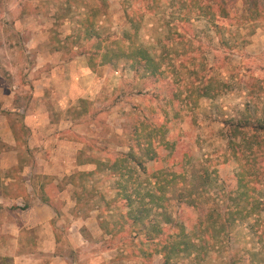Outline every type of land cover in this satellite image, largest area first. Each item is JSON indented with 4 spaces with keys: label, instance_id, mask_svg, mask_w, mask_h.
Masks as SVG:
<instances>
[{
    "label": "rangeland",
    "instance_id": "obj_1",
    "mask_svg": "<svg viewBox=\"0 0 264 264\" xmlns=\"http://www.w3.org/2000/svg\"><path fill=\"white\" fill-rule=\"evenodd\" d=\"M204 4L205 0H0V111L2 115L10 112L7 121L15 128L20 160H29V151L22 147L29 140L22 121L28 111H44L51 118V128H56V118L59 122L62 116L70 118L72 124L68 128V123L61 122L65 129L60 132L76 142L75 157L80 149L90 155L88 146L102 149L103 155L115 156L129 147L138 152L147 144L143 134L148 129L144 132L141 122L147 118L153 125L154 120H167L169 133L164 132L163 139L169 140L168 146L157 143L159 136L153 133L152 147L162 159L158 163L167 167L164 170L170 175L187 177L186 169L193 165L200 176L195 182L199 196L205 199L203 211L218 200L217 208H222L225 200L230 204L227 198L237 189L238 169L228 149L223 121L264 111V16L242 20L241 1L230 0L232 22L222 24L205 12ZM87 16L93 30L89 39L84 29ZM130 41L147 47L160 61L169 89L164 86L159 91L163 86L153 83L130 61L119 60L111 66L101 64L97 55L94 69L90 67L91 54ZM55 50L61 52V65L74 64L69 71L76 77L92 76L91 88L82 96L77 92L65 110H60L62 99L56 91L61 86L56 88L46 80L54 79ZM44 83L45 97L40 95ZM206 86L211 88L209 96L204 95ZM173 96L177 107L169 103ZM182 154L185 166L174 170ZM249 164L248 171L255 178L258 165ZM94 168L85 164L73 171ZM139 170L130 180L132 186L145 181ZM17 171L16 167L12 173L19 176ZM117 180L107 170L97 171L84 183L89 193L57 183L58 248L76 264H163L160 254L142 255L150 246L146 231H139L142 227L132 215L125 216L116 196ZM255 181L250 192L262 200L264 177ZM74 190L92 197L78 208ZM166 196L170 198L167 214L174 219L182 206L171 191ZM114 197L116 201L108 204ZM254 218L230 225L227 236L199 260L180 253L174 254L170 264H263L264 218L263 226H254L255 233L249 227ZM163 226L167 228L165 237L172 229Z\"/></svg>",
    "mask_w": 264,
    "mask_h": 264
},
{
    "label": "trees",
    "instance_id": "obj_2",
    "mask_svg": "<svg viewBox=\"0 0 264 264\" xmlns=\"http://www.w3.org/2000/svg\"><path fill=\"white\" fill-rule=\"evenodd\" d=\"M240 1L242 4V16L240 15L242 20L250 22L264 16V0ZM229 4L230 0H205V12L217 17V20L221 21V23H231V6ZM89 20V16H87L84 23V29H86L85 37L87 39L90 38L89 33L93 31L90 28ZM97 55L100 57L101 64H109L111 66H115L119 60L130 61L132 66L140 68L148 77L152 78L153 83L163 86L159 91L164 89V86L166 90L169 89L168 82L164 77L165 71L161 69L160 61L156 60L148 48L143 45H135L130 41L126 46L119 44L116 48H105L100 54L95 52L90 56V67L92 69H94L93 61ZM247 86L252 85L248 84ZM156 88L159 89L158 86ZM210 89L209 86H206L203 88L205 93H202L205 96H209L208 91ZM169 103L173 107H177L174 96ZM6 113L9 114L10 112L7 111ZM147 120L146 118L141 122L142 130L145 132L148 129L146 134H143L147 144L138 150L139 153L134 151L135 148L129 147L127 152H118L115 156L104 154L109 158L105 159L102 149H93L94 147L88 146L90 155H85L86 152L84 153L80 149L76 155V164L78 166L91 164L95 168L88 171L74 170L65 175L60 184L62 182L66 184L65 186L71 184L77 187L76 189L80 188L81 191L89 193L90 190H85L84 183L87 178L97 171L107 170L110 174L115 175L118 179L116 181V196L120 197L121 205L126 211L125 216L132 215L134 220L142 227L139 231H146V240L150 246L142 250V255L150 257L153 253L160 254L163 257V264H170L174 254L180 253L187 257L193 256L194 259L199 260L205 255L206 251L208 252L209 249L215 248L227 236L230 225L235 222L245 221L253 216L255 218L254 222L249 225L250 229H253L252 231L255 233L256 228L254 226H263L262 219L264 214L262 210H264V198L260 200V198L254 197L250 191L254 189L252 185L256 184V178L264 177V111L260 115L252 117L228 118L223 121L230 155L234 157L233 161L237 162L238 170L235 176L237 189L233 196L231 194L227 195L230 204L225 200L222 208H217L219 206L218 203H220V200H218L216 202L217 206L213 204L208 206L207 212L202 209V203H204L205 199H201L199 196V184L195 181L200 176L196 174L193 165L191 166L192 169H186L188 171L187 177L186 174L170 175V172L168 173V171L164 170L167 167H162L158 163V160L162 161V159L152 147L156 138L153 133L155 132V135L159 136L157 143L168 146L169 140L163 139L167 120L162 122L154 120L153 125L152 122H147ZM166 133H169V131L167 130ZM184 157L182 154L179 162H176L174 170H182L184 168L185 162H182ZM257 158L260 159L257 160ZM239 159L244 162L238 163ZM249 162L258 165L255 169H259V171L253 173L255 178L248 171ZM137 168L140 169L139 172L146 176L145 181H143L144 186L142 185L143 182L138 183V186H132L134 182H130ZM179 183H181V187L178 189L177 185ZM167 191H171L174 199L182 206L174 219L171 218L170 214H167V203L170 201V198L166 196ZM84 192H77V190L73 192L78 208L81 207V204L82 206L87 204L92 197V195L83 197ZM44 201H48L54 206L58 213L59 207L55 198L44 199ZM115 201L116 197L107 203ZM221 201L224 202L223 200ZM26 206L27 204H24L23 207ZM186 211L187 213L185 214ZM162 219H164L163 224H168L169 228L172 229L171 233L166 234L165 237L163 236V231L167 228L161 224ZM262 263L264 264V262Z\"/></svg>",
    "mask_w": 264,
    "mask_h": 264
},
{
    "label": "crops",
    "instance_id": "obj_3",
    "mask_svg": "<svg viewBox=\"0 0 264 264\" xmlns=\"http://www.w3.org/2000/svg\"><path fill=\"white\" fill-rule=\"evenodd\" d=\"M2 6L6 12V7ZM54 53L57 58L61 52L55 50ZM56 58L52 69L54 79L46 80L56 88L61 86L56 91L62 99L60 110H65L77 92L82 96L91 88L92 76L76 77L69 71L74 64L66 62L65 66L61 65L64 62L58 60L60 56ZM80 67L85 70L84 65ZM44 84L40 95L45 97L47 83ZM7 115L0 111V140L4 141L0 143V264H76L69 254L58 248V213L54 206L44 201L56 199L57 183L78 167L75 162L76 142L60 132L65 129L61 122L68 123L69 128L72 120H65L62 116L59 122L56 118V128H51V118L44 111H28L22 121L27 127L29 140L22 147L29 151L26 154L29 160L21 161L13 137L15 128L8 124ZM16 167L19 176L12 173ZM24 204L27 206L23 207Z\"/></svg>",
    "mask_w": 264,
    "mask_h": 264
}]
</instances>
